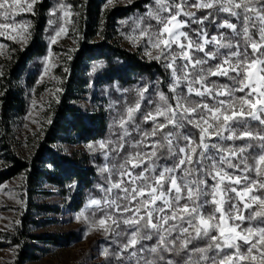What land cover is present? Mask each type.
Listing matches in <instances>:
<instances>
[{
    "label": "snow or ice",
    "instance_id": "snow-or-ice-1",
    "mask_svg": "<svg viewBox=\"0 0 264 264\" xmlns=\"http://www.w3.org/2000/svg\"><path fill=\"white\" fill-rule=\"evenodd\" d=\"M34 2L0 0V35L26 32L15 17ZM156 2L140 35L170 70L171 97L137 89L120 135L100 143L119 163L103 169L89 227L126 238L121 264H264V0Z\"/></svg>",
    "mask_w": 264,
    "mask_h": 264
},
{
    "label": "rangeland",
    "instance_id": "rangeland-1",
    "mask_svg": "<svg viewBox=\"0 0 264 264\" xmlns=\"http://www.w3.org/2000/svg\"><path fill=\"white\" fill-rule=\"evenodd\" d=\"M48 1L50 9L47 13L48 26L44 37L47 52L43 58L31 65L30 72L34 76V81L31 86L23 85L25 112L15 119L11 134L8 135L9 145L7 146H10V149L7 151L25 161L33 160L40 146L48 138L55 119L54 111L68 93L66 84L70 65L77 52L86 45H96L104 40H110V43L129 52L139 53L149 61L155 60L148 55L149 51L153 56L156 55L155 50L151 49L148 44L147 37L140 35L142 28L149 24H156V21L149 16V13L155 12L159 8L156 0H150L151 3L145 6L142 13L119 20L117 24L109 25H107V16L113 10L131 7L141 0H103L101 15L95 23L93 22L92 28L86 22L84 13L88 0ZM27 2H32V0H27ZM41 3L43 0H35L31 11H20L16 15V24H26V32L17 27L15 32L8 29L5 30L4 35H0V71H3V63L8 62L17 49L23 51L29 46L32 23L28 21V15L35 14V6ZM21 4L26 7L25 0H21ZM61 5L64 6L63 9H61ZM64 11H67L69 15L65 16ZM192 11L196 12L198 16V13L205 10L197 11L193 8ZM181 19H185V17L182 16ZM0 22H3L2 19ZM190 26L194 28L196 24ZM61 28L64 31L57 36L56 33ZM184 30L187 31V28ZM215 33L216 31L213 34ZM10 36L16 38L11 39ZM1 77L0 79H2ZM91 82H93L92 79ZM220 82L228 83L224 78H220ZM155 94L149 95L155 96ZM136 99L137 90L135 89L107 88L106 90L101 85L92 86L91 83V86L82 89L77 98L72 101V104L87 112H102L106 115L109 129L105 137L90 143H57L53 145L62 154L81 160L89 167H95L98 172V179L93 191L88 197H85V201L79 209H75L74 206H78L81 200L79 199L77 204H73L72 199L58 187L44 183L42 187L38 188L35 203L54 208L55 211L34 213L41 225L39 227L31 226L29 234L61 236L62 240L59 245L39 244L31 238L23 239L20 245L15 244L13 237L17 236L23 218L28 213V192L26 189L28 175L22 173L0 186V264H19L21 250L29 245L37 246L38 250L34 251L37 257L35 261L24 264H121L120 260L112 254L120 251V245L126 238L105 234L103 230L90 229L89 221L103 216L96 206L91 205V201L94 199H99L103 203L104 192L100 186H106V181L109 179V174L103 169L106 166L111 168L114 163H119L118 160L113 159V155L109 152L111 145L101 149L100 143L117 139L121 133L118 124L119 116L125 110L126 105L133 103ZM191 99L198 98L191 97ZM1 137L2 135H0ZM9 165L8 162L0 159V171L5 170ZM111 179H115V176ZM82 212L88 218L87 220L77 218ZM48 220L50 223H46ZM105 250L108 252L107 256ZM123 255L126 256L127 253H123Z\"/></svg>",
    "mask_w": 264,
    "mask_h": 264
},
{
    "label": "trees",
    "instance_id": "trees-1",
    "mask_svg": "<svg viewBox=\"0 0 264 264\" xmlns=\"http://www.w3.org/2000/svg\"><path fill=\"white\" fill-rule=\"evenodd\" d=\"M150 0L140 2L128 8L115 9L107 16V25L117 24V21L129 18L132 15L142 13ZM103 0H88L85 4V18L89 27H93L100 17L103 8ZM50 2L35 6V14L28 15V21L32 23L30 44L25 50L17 49L8 62L3 63V75L0 79V159L10 165L0 171V186L22 173H27L28 183L26 186L28 213L23 218L17 236L13 237L15 244H21L25 238H31L39 244L59 245L61 236L56 235H31L30 227H39L41 223L35 218L34 213L55 211L45 205L35 203L38 188L44 183L53 185L65 192L72 199L75 209H79L85 197L93 191L98 179L95 167L71 156L62 154L53 145L57 143L80 144L90 143L108 133L109 124L106 115L102 112L90 113L79 106L72 104L77 95L85 87L101 85L109 89H140L147 87L148 94L157 91L164 92L170 96L168 85L171 80L170 70L164 64L156 60H147L139 53H132L120 48L110 40H104L96 45H86L77 52L71 62L69 78L66 84L67 95L56 107L53 126L46 142H44L36 156L31 161H25L12 152H8L9 134H11L15 119L25 112V89L23 85L31 86L34 76L30 72L31 65L43 58L47 52L45 34L47 32V13ZM204 12L198 13V16ZM227 14H224L225 16ZM234 22V20H233ZM199 27L196 25L194 28ZM89 29V28H88ZM215 31L214 26L208 27L209 35ZM223 31V30H222ZM91 79L93 82H91ZM84 91V90H83ZM163 161V160H161ZM84 197V198H83ZM208 211V209H205ZM50 223V221H46ZM145 243L152 245V241ZM37 246H28L21 250L19 264L35 261L34 251ZM243 250V249H242ZM183 255V254H181ZM180 260V257H174Z\"/></svg>",
    "mask_w": 264,
    "mask_h": 264
}]
</instances>
